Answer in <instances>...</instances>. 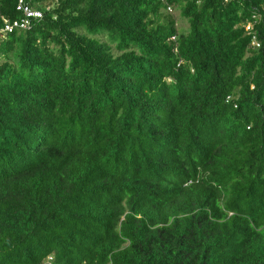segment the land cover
Masks as SVG:
<instances>
[{"label": "trees", "instance_id": "16d2710c", "mask_svg": "<svg viewBox=\"0 0 264 264\" xmlns=\"http://www.w3.org/2000/svg\"><path fill=\"white\" fill-rule=\"evenodd\" d=\"M26 1L0 35V264H264V0H167L185 28L161 0Z\"/></svg>", "mask_w": 264, "mask_h": 264}, {"label": "built area", "instance_id": "2783aa9c", "mask_svg": "<svg viewBox=\"0 0 264 264\" xmlns=\"http://www.w3.org/2000/svg\"><path fill=\"white\" fill-rule=\"evenodd\" d=\"M227 1V0H225ZM164 4L165 10L169 13L173 12V6L167 0H161ZM48 8V6H46ZM15 10L20 13L19 18L9 19L6 17L2 18V24L0 25V35L5 32H11L15 29H27L29 28L33 19H40L43 15L42 10L33 7L30 2L26 0H17L15 4ZM252 28V24L248 23L245 26L246 30H250ZM175 39V36L171 37ZM260 43L256 39L255 35H252L250 46L259 47ZM43 263L51 264V257L48 256Z\"/></svg>", "mask_w": 264, "mask_h": 264}, {"label": "rangeland", "instance_id": "374dc122", "mask_svg": "<svg viewBox=\"0 0 264 264\" xmlns=\"http://www.w3.org/2000/svg\"><path fill=\"white\" fill-rule=\"evenodd\" d=\"M173 15L177 20V25L179 28L187 27L186 21L180 16L179 11L177 9L174 10Z\"/></svg>", "mask_w": 264, "mask_h": 264}]
</instances>
